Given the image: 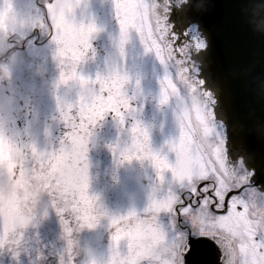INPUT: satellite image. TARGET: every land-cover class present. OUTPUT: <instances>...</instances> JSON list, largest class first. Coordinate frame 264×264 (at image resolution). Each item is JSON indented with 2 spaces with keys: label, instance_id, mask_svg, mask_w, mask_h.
<instances>
[{
  "label": "rangeland",
  "instance_id": "obj_1",
  "mask_svg": "<svg viewBox=\"0 0 264 264\" xmlns=\"http://www.w3.org/2000/svg\"><path fill=\"white\" fill-rule=\"evenodd\" d=\"M33 1L2 3L7 23L0 22V31L14 39L43 31L44 14ZM120 6L113 12L121 35L101 41L105 57L88 56V38L77 47L73 39L60 40V21L50 11L48 45L3 58L0 81L8 87L0 84V97L10 104L22 91L15 82L26 85L37 97L39 141L47 147L19 181L3 178L8 151L0 152V200L8 209L0 215V264H163L181 241L174 239L176 214L168 215L177 198H189L194 179H214L219 191L232 185L213 153L223 145L218 127L178 60L191 45L174 53L155 12L144 22L132 17V7ZM2 137L5 146L10 137ZM217 168L227 184L215 176ZM161 233V254L152 255Z\"/></svg>",
  "mask_w": 264,
  "mask_h": 264
},
{
  "label": "water",
  "instance_id": "obj_2",
  "mask_svg": "<svg viewBox=\"0 0 264 264\" xmlns=\"http://www.w3.org/2000/svg\"><path fill=\"white\" fill-rule=\"evenodd\" d=\"M264 0H185L164 8L167 41L174 53L185 45L183 72L195 82L224 132L225 147L253 174V186L264 193ZM168 9V10H167ZM213 245L197 239L185 264H211Z\"/></svg>",
  "mask_w": 264,
  "mask_h": 264
},
{
  "label": "flooded vegetation",
  "instance_id": "obj_3",
  "mask_svg": "<svg viewBox=\"0 0 264 264\" xmlns=\"http://www.w3.org/2000/svg\"><path fill=\"white\" fill-rule=\"evenodd\" d=\"M34 0V4L44 14L43 31L35 30L34 33L25 35L23 38L14 39L13 34L9 32L0 31V69L3 64L5 66L6 60L4 56L13 55H27L33 47L36 49L45 48L49 39L53 37V26L49 21L48 13L50 11L57 15L58 21L61 25V34L59 39H73L78 45L79 40L83 37L90 39L91 46L86 48L88 56L94 54L106 55L104 49L101 48V41L108 40V34L114 36L116 34L121 35L122 26L117 25L118 19H114L115 13L113 12V6L121 7L120 5H128L132 7V12L135 13V19H141L144 21L147 14V19H152L154 12L157 14V25H163L165 29V38H168V24L166 14L167 11L164 8H172L173 6H181L185 0ZM6 0H0V5L5 4ZM9 2V1H8ZM32 2V1H31ZM112 2L115 4L113 5ZM143 5H147L150 10L148 15V9L145 13ZM1 7V6H0ZM127 7V6H126ZM168 10V9H167ZM1 13V9H0ZM60 19V20H59ZM5 20L7 23V17L0 15V22ZM146 21V20H145ZM144 21V22H145ZM89 25L94 26L93 31L89 32ZM50 29V33L47 34L46 30ZM115 30V32H113ZM97 39V40H96ZM92 40V41H91ZM97 41H100L98 43ZM168 42V41H167ZM89 43V44H90ZM108 43V42H107ZM60 48L63 49V43L59 42ZM77 47V46H76ZM186 48V47H185ZM183 50V49H182ZM188 52L182 51L178 60L184 65V57ZM11 80H9L10 82ZM5 87H8V81H0ZM14 86L20 88L22 91L17 90L21 95L18 98L12 96L11 103L9 104V113L7 115L0 114V152L4 150L8 151L6 167L4 168L3 178L12 177L13 180L19 181L24 175L29 173V166L32 164L36 157L42 155L41 151H44L47 147L45 144L39 141L38 130L41 125L42 119H39L37 111L34 110V102H37V97H31L25 91L26 85H21L20 81H16ZM7 94H9L7 92ZM10 95H7V97ZM0 99H3L0 97ZM18 104V105H16ZM208 114L210 107L207 105ZM38 123V124H37ZM35 124L36 128L32 132L30 125ZM217 125V124H216ZM216 127L223 145L221 144L217 149L213 150L214 156L217 157V161L221 162L222 168L227 172V175L231 177L232 185L238 183V191L234 192L238 199L233 202L234 213L239 216V220L232 223L230 217L226 222L220 223L221 229H227V231H218L213 238L212 233L200 232L199 234H192L191 228L188 225L183 224L181 216L176 215L177 230L180 233L186 234V240L177 241L167 251L166 255H169L172 264H183L182 253L187 255V263H189L192 254L197 246V239L200 237H206L213 245L212 254L213 262L211 264H244V258L239 251L238 237L234 234L233 229H239L241 222L247 224L248 221L244 219V209L238 207L240 204L247 205L248 210L251 213V221L258 232H264V193L260 192L253 186V174L248 171L240 159H233L228 155L225 147L224 132L219 125ZM3 135L9 136L8 144L4 146L6 142ZM43 135L41 134V137ZM7 147V148H5ZM200 152L203 151L198 149ZM220 158V159H219ZM212 167V165H211ZM216 167H212L214 169ZM212 174L215 170H211ZM220 178L219 175L215 174ZM210 185L213 181L206 180ZM1 199V198H0ZM185 204L190 201L182 196ZM179 208V205H177ZM8 209H4L1 206L0 200V215L6 212ZM227 217V216H226ZM0 226L1 220H0ZM176 244V245H175ZM187 248V251H186ZM164 253V252H163ZM161 254V253H160ZM165 254V253H164ZM175 255H177L175 262ZM1 259V256H0ZM158 261V260H157ZM156 261V262H157ZM185 264V262H184Z\"/></svg>",
  "mask_w": 264,
  "mask_h": 264
},
{
  "label": "snow or ice",
  "instance_id": "obj_4",
  "mask_svg": "<svg viewBox=\"0 0 264 264\" xmlns=\"http://www.w3.org/2000/svg\"><path fill=\"white\" fill-rule=\"evenodd\" d=\"M95 30L94 26L89 25L88 31ZM215 167V164H214ZM225 184L228 183L223 172L217 168V173ZM214 174L210 173L209 179H213ZM240 187H243L241 185ZM189 198L188 204H185L182 195L177 198V204H174L168 215L171 216L175 213L178 216L184 218L186 224L191 228L192 234H199L201 231L211 232L213 238L218 231H227V229H221L219 224V217L228 216L232 223L239 220V216L234 213L232 207L235 199H238L234 192L238 191V188L229 186L227 190L219 191V185L213 179L211 185L206 180L197 182L193 180L189 185ZM238 207L244 209V219L248 221L247 224L241 222L239 229H233L234 234L238 237V243L240 245L239 251L244 258V264H264V232H258L251 221V213L247 208V205L240 204ZM175 230V229H173ZM163 233H161L160 240L156 241L150 246L152 255L161 252ZM186 240V234L180 233L178 237L174 239ZM115 239V238H114ZM187 251V248H186ZM185 253V252H184ZM184 253H182V260L184 264ZM127 255V251L124 253ZM163 264H172L169 259H162ZM139 264H152L151 259H141Z\"/></svg>",
  "mask_w": 264,
  "mask_h": 264
},
{
  "label": "clouds",
  "instance_id": "obj_5",
  "mask_svg": "<svg viewBox=\"0 0 264 264\" xmlns=\"http://www.w3.org/2000/svg\"><path fill=\"white\" fill-rule=\"evenodd\" d=\"M256 10L257 11H260V10H264V4L262 5H256ZM258 30L261 31V32H264V23H261V25L258 27ZM196 99L199 100V94L197 93L196 94ZM186 101V104L187 106L189 107V109L191 108L192 106V103H193V99L192 97H187L185 99ZM9 102L5 99H0V114L2 115H7L9 113ZM23 227H27V223H25L23 225Z\"/></svg>",
  "mask_w": 264,
  "mask_h": 264
}]
</instances>
